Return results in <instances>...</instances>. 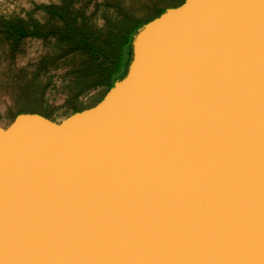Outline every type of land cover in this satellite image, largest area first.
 Here are the masks:
<instances>
[{"label":"water","instance_id":"water-1","mask_svg":"<svg viewBox=\"0 0 264 264\" xmlns=\"http://www.w3.org/2000/svg\"><path fill=\"white\" fill-rule=\"evenodd\" d=\"M95 106L0 126V264H264V0L143 25Z\"/></svg>","mask_w":264,"mask_h":264},{"label":"trees","instance_id":"trees-1","mask_svg":"<svg viewBox=\"0 0 264 264\" xmlns=\"http://www.w3.org/2000/svg\"><path fill=\"white\" fill-rule=\"evenodd\" d=\"M185 0H50L30 9L0 7V64L7 62L0 94L8 96L10 123L39 112L52 118L51 102L64 100L63 117L99 103L123 79L138 30ZM45 51L30 68L15 67L28 41ZM94 93L93 103L84 99Z\"/></svg>","mask_w":264,"mask_h":264},{"label":"rangeland","instance_id":"rangeland-1","mask_svg":"<svg viewBox=\"0 0 264 264\" xmlns=\"http://www.w3.org/2000/svg\"><path fill=\"white\" fill-rule=\"evenodd\" d=\"M33 2L37 3H49L50 0H0V7L5 11H12L17 9H30L32 8ZM45 51V44L41 40H31L27 42L26 50L24 54L20 55L16 61L15 67L18 68H30ZM7 62H2L0 64V85L5 78H1L2 74L6 73ZM94 93L90 94L84 99L83 106L89 107L93 103ZM64 100L59 98L56 101L51 102L50 111H52V118L55 121H61L64 119L63 106ZM12 102L8 96L0 94V126L8 127L10 123V106ZM39 113V112H35Z\"/></svg>","mask_w":264,"mask_h":264}]
</instances>
